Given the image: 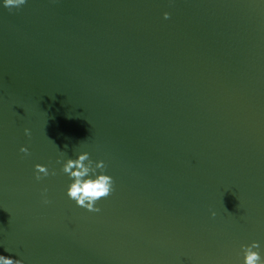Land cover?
I'll list each match as a JSON object with an SVG mask.
<instances>
[{
	"label": "water",
	"instance_id": "1",
	"mask_svg": "<svg viewBox=\"0 0 264 264\" xmlns=\"http://www.w3.org/2000/svg\"><path fill=\"white\" fill-rule=\"evenodd\" d=\"M60 151L106 162L115 191L100 213L67 197ZM37 163L57 174L37 181ZM253 240L264 255L261 0L0 8V254L240 264Z\"/></svg>",
	"mask_w": 264,
	"mask_h": 264
},
{
	"label": "clouds",
	"instance_id": "2",
	"mask_svg": "<svg viewBox=\"0 0 264 264\" xmlns=\"http://www.w3.org/2000/svg\"><path fill=\"white\" fill-rule=\"evenodd\" d=\"M261 2L264 3V0ZM26 3L28 0H0V8L7 9L9 12L19 11ZM163 18L165 20L170 19V13L164 12ZM24 134L30 137L31 130L25 128ZM20 152L24 153L25 156L30 155L29 148L26 146H21ZM56 163L60 165V172L68 178L67 197L77 207L89 212L100 213L101 208L98 206V202L109 197L115 191V180L108 173L106 162L103 159H92L87 151L77 152L74 157L66 155V151H60ZM56 174V169L50 170L48 165L40 163L34 165V178L37 181H42L50 175L55 176ZM47 192V188L41 191L43 204L50 203ZM215 215L216 213L213 211L212 216L215 217ZM238 256L242 257L240 264H264L261 244L256 240L248 244H241ZM0 264H25V261L11 255L0 254Z\"/></svg>",
	"mask_w": 264,
	"mask_h": 264
}]
</instances>
